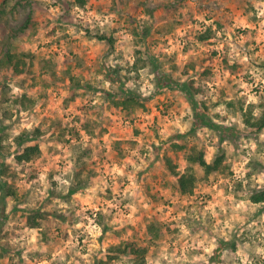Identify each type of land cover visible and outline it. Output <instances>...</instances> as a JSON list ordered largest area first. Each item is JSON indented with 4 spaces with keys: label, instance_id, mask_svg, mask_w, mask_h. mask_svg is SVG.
I'll return each instance as SVG.
<instances>
[{
    "label": "rangeland",
    "instance_id": "rangeland-1",
    "mask_svg": "<svg viewBox=\"0 0 264 264\" xmlns=\"http://www.w3.org/2000/svg\"><path fill=\"white\" fill-rule=\"evenodd\" d=\"M251 7L249 4L245 9L240 0H87L83 6L73 0H0V58L7 50L26 53L22 56L24 72L14 74L11 67H0V264H12L13 257H22L24 249L10 241L19 239L25 231L36 232L42 238L39 247L43 251L28 253V259L38 264L52 261L77 223L84 225L78 240L83 246L90 222L101 227L97 243L106 245V254H112L111 245L126 241L134 242L143 251L140 253L145 262L134 263L127 254H120L110 261L105 257L108 264H168L163 257L183 244L180 224L193 236L201 230L207 232L199 220L192 218L193 208L199 206L203 211L217 205L214 210L219 212V203H230L221 197L231 196L236 201L246 197L251 204H259L246 222L259 220L264 214V201L253 202L250 195L264 190L251 187V177L264 172V141H260L264 127L256 130L244 124L246 97L239 96L244 91L239 82L254 83L252 69L259 70L264 80V40L260 39L259 28L233 27L237 19L247 23L243 15L237 14L246 15ZM105 17H111V21L102 24ZM208 20L212 24L205 23ZM233 46L241 55L254 59L242 63L231 54ZM138 57L143 66L134 68ZM109 58L123 64L112 67ZM143 69L153 77L149 83L154 91L148 97L138 90ZM160 76L174 83L193 81L200 89L195 99L206 115L214 121H228L229 116L235 119L239 113L244 125L241 128L236 123H224L233 127L234 133L222 143L223 166L198 180L191 194L176 191V177L166 158L183 172L184 153L195 144L204 149L205 157L214 147L212 160L218 136L207 127L190 129L193 108L186 93L176 84H164ZM100 77L112 87H102ZM129 81L136 87L126 88ZM13 88L20 92L14 93ZM251 92L259 96L261 87L257 85ZM128 93L144 106L128 109L114 105L113 100ZM230 95L232 99H228ZM97 99L99 105L94 103ZM221 104L227 115L214 111ZM257 108L259 114L253 117L264 109V96L252 111ZM22 113L28 114L29 121L37 115L40 118L31 133L20 127L28 122ZM5 120L11 123L6 125ZM177 122L181 126L188 124V130L180 133ZM82 123L91 130L84 129ZM14 132L19 134L5 147L4 142ZM21 135L19 143L16 138ZM249 141L255 142L257 149L244 165L249 169L244 177L249 184L245 185L235 179L234 169L251 151L241 148ZM184 142L186 148L173 146ZM33 144L39 145L40 154L17 162L16 154ZM8 157L12 158L11 164L7 163ZM45 169L50 186L42 196L40 175ZM66 170L63 178L71 176L72 182L65 195L64 186L53 177ZM78 172L87 182L83 188L69 192L76 188ZM195 172L203 177L199 166H195ZM93 189L97 199L92 203L99 209L95 216L87 207ZM57 200L69 207L61 210ZM99 201L105 203L101 205ZM82 207L87 218L83 221L77 216ZM224 215L218 218L222 221ZM216 219L208 212L204 223L215 224ZM32 221L38 226H31ZM151 223L157 229L152 230ZM247 236L245 232L238 238L234 231L229 241L218 238L209 264H232L229 257L237 252L238 244L247 242ZM225 251L229 255L221 259ZM196 254L201 253H192ZM99 259L94 255L93 264H98ZM18 264L26 262L21 258ZM236 264H240L238 259Z\"/></svg>",
    "mask_w": 264,
    "mask_h": 264
},
{
    "label": "clouds",
    "instance_id": "clouds-1",
    "mask_svg": "<svg viewBox=\"0 0 264 264\" xmlns=\"http://www.w3.org/2000/svg\"><path fill=\"white\" fill-rule=\"evenodd\" d=\"M243 3L244 8L247 9L248 5L251 4V9L247 10L246 15L243 12L238 13L237 16H244V20L247 23H244L242 20L237 19L236 24L233 27H240L243 26L248 29H257L259 28L260 32V39L264 40V0H240ZM79 11V9H76ZM202 19V17H201ZM111 21V17H105L102 21L103 23H109ZM207 24H212L211 20L205 21ZM220 35V33H217ZM231 38L229 37V40ZM242 42V41H241ZM169 53L171 49H166ZM233 56L239 57L242 63L247 64L250 60L254 59V57H250L248 55H241V52L237 51L235 46L232 47ZM131 60L128 56L125 57ZM117 63L123 64V61H114L111 58L108 60V64L112 67H115ZM252 75L255 78V82L252 84H246L243 81L239 82V87L243 88V92H239L240 97H246L245 100V110L247 109L249 104L255 105L260 102V98L264 96V80L261 79L259 75V70L252 69ZM134 75V74H133ZM141 80L137 83L140 84L139 92L143 97H148L154 91L153 84L149 83V80H152L153 77L149 75L147 69H143L140 72ZM103 81V77L99 78ZM259 85L261 87L260 95H256L251 92L252 88ZM102 87L105 89H109L112 86L107 82L103 81ZM126 88H135L136 85L133 84L131 81L125 85ZM14 93H19L20 89L13 88ZM99 96V94H98ZM215 99V97H213ZM228 99H232L230 95ZM97 105H99L100 101L97 99L94 101ZM215 112H219L222 116L227 115V112L224 110V105L221 104L220 107L214 109ZM260 109L257 108L253 111V116H257L259 114ZM191 118L190 111L187 113ZM184 115V113H182ZM22 116L27 123L20 125V127L27 129L30 133L33 129L39 124V116L37 115L30 121L28 120V114L22 113ZM15 119V116L13 117ZM4 123L10 124L11 121L5 120ZM217 124L221 123H236L241 128L244 127L243 124L240 123L239 113H237V117L234 119L232 116L228 117V121H215ZM176 128L179 130L180 133H184L188 130V124H184L181 126L179 122L176 123ZM206 131V130H205ZM18 132H14L11 137L7 141L4 142L5 147L9 144H12L14 136L18 135ZM260 141H264V134L260 135ZM75 143V141H73ZM227 143V142H226ZM241 148H248L251 151L248 155L241 159L240 163L235 167L236 172V180L242 181L245 185L249 184L248 180H245V173L249 171V169L245 168L249 162V159L253 157V154L256 152L257 144L255 142H244L241 144ZM14 151V146H13ZM215 151V148L208 149V155L205 157L207 163L211 162L212 153ZM12 158L8 157L7 163L11 164ZM71 164L69 163V170ZM112 171V170H110ZM118 171V170H116ZM47 169L40 175V183L44 186V191L41 192V195H46L47 188L50 186L48 180L46 179ZM67 174V170L61 172L60 175L54 176L53 179L56 180L60 185L64 186L62 191L66 195L68 192V186L72 182L71 176L68 179H64V175ZM122 174V173H121ZM251 187L253 188H260L264 189V172H260L259 175H253L251 177ZM101 192L103 188L99 189ZM40 191V189H37ZM96 189L91 190V195L88 197L87 207L93 209V216H95V212L99 209L96 208V205L92 203L93 200H96L95 196ZM127 195V193L125 194ZM123 198V197H121ZM228 200L230 203L225 205L223 203H219V212L215 211L214 209L217 205H211L203 211L200 210L199 206H195L193 208L192 218L194 220H199L201 224L204 225V228L207 229V232L201 230L198 231L194 236L190 234L189 229L183 226V223L180 224L182 235L180 237V241H183V244L180 247L174 249L170 256H164L165 260H168V264H196V262H203V264H209V258L213 255L214 250L218 247L217 239L223 237L225 241L231 240V234L235 231L236 236L242 237V234L248 232V236L246 238L247 242H244L242 245L238 244V250L234 254H232L230 259H232V264H236V260L240 261V264H264V214H262L259 220L253 219L250 223H247V217L251 215L252 212H255L257 208L260 207L259 204H251V202L245 197L242 200L236 201L233 200L231 196L228 197H221V200ZM101 205L105 203L104 201H99ZM75 203V202H73ZM119 203V201H117ZM56 204L59 205L60 209H66L69 207L68 204H64L61 201L57 200ZM113 205H110L112 207ZM9 205V211H10ZM85 209L82 207L79 212H77V216L81 217V221L87 219L84 217ZM105 212L108 211L107 208L104 209ZM197 212H200V215H196ZM211 212L213 217H216L215 224H205L204 217L205 215ZM244 213V215H241ZM222 214L224 215L223 220L221 221L218 217ZM184 215V213H181ZM123 226V225H119ZM196 227V225H193ZM75 229H79L80 231L76 232L75 235L72 234V231ZM73 230L69 231V239L66 243L61 239V243H64L63 248H59L54 255L52 256V261H58V264H81V261L84 264H93L92 257L96 255L100 259H104L106 257L105 248L106 245L102 246L101 244L97 243V238L101 236V227L95 223L90 222V227L87 229V236H85L84 245L81 246L78 244V240L80 235L84 233V225L83 223H77L74 225ZM258 233V235H257ZM187 238V239H185ZM42 240L40 235L36 232L32 231H25L22 235H20L19 239L12 238L10 243L13 246H19V248L24 249L22 253V259L25 260L26 264H33L32 261L28 259L29 252H36V251H43L42 248L39 247V242ZM189 241H191L189 243ZM3 243V241H0ZM179 244V241H177ZM86 248V251L84 250ZM180 252V255L177 256L176 253ZM194 252H199L201 254L192 255ZM229 254L225 251L221 256V259H224ZM66 256H71V259H66ZM79 257V259H77ZM191 257V259H190ZM21 258L13 257L12 264H18V260ZM52 261L42 260L38 262V264H52ZM159 264V261H157Z\"/></svg>",
    "mask_w": 264,
    "mask_h": 264
},
{
    "label": "trees",
    "instance_id": "trees-1",
    "mask_svg": "<svg viewBox=\"0 0 264 264\" xmlns=\"http://www.w3.org/2000/svg\"><path fill=\"white\" fill-rule=\"evenodd\" d=\"M73 2L77 3L80 6H83L86 4L87 0H73ZM24 54L26 53L19 54L7 50L5 53H3L2 57L0 58V67L9 66L13 69L14 74H19L24 72L25 61L22 58V56H25ZM140 61L141 63L139 64ZM142 64L143 61L142 58L140 57H138V59H136V61L133 63L134 68L143 66ZM160 77H161L160 80H162L164 84H167L171 87H173L176 84L178 88H180L182 91L186 93L188 100L193 108V120L190 129L194 131L198 127H207L212 130H215L218 136L217 142L215 143L217 153L215 154V157L211 160L210 163H207L205 160L204 149L198 148L195 144L187 147L184 153L186 166L183 172H179L178 170H176L171 159L166 158V164L168 165L173 175L176 177V184H175L176 191L179 192L180 194H191L198 180L206 179L209 174L221 170V167L223 166V161L225 159V151L223 149L222 143L226 139L231 138L230 134L234 133L232 130L233 127L226 125L224 123L221 124L215 123L214 120H212L208 115L204 113V111L200 109L194 96V94H197L200 89L199 87L195 86L193 81L174 83V81H170L171 79L168 80V79H163L162 76ZM113 102L115 106H121L123 108H128V109L144 106L143 103L138 100V98H136L134 95H131L129 93L126 94L123 98L118 97L116 100H113ZM254 107L255 105L249 104L246 110H242L243 122L247 127L250 128L253 127L256 128V130H259L262 127H264V109L261 111L258 117H253L252 110L254 109ZM82 126L86 130H91L89 126L86 125V123H82ZM22 139H23L22 135L16 138V140L19 143L22 142ZM173 146L179 149L186 148V142L173 143ZM38 154H40V147L38 144L27 145L26 147H24L22 152L16 154V160L17 162L29 161L33 157H36ZM195 166H199L200 168H202L204 172L203 177H198L196 175ZM76 179H77L76 188H71L69 192H74L80 188H83L87 182V179L86 180L82 179V177L79 176V172L76 174ZM4 183H1L2 190L5 189ZM250 199L253 202H263L264 190H260L252 193L250 195ZM31 226L36 227L38 226V223L36 221H32ZM150 227L152 230L157 229L154 223H151ZM110 248L112 250L111 251L112 254L111 255L106 254V257L109 258V261L120 254H125V255L127 254L129 258H132V261L134 263H139V261L145 262L144 257L141 256L142 253H140L143 251H141V249H139L136 246V244L132 241L120 242L118 244L111 245ZM98 264H108V260L99 259Z\"/></svg>",
    "mask_w": 264,
    "mask_h": 264
}]
</instances>
